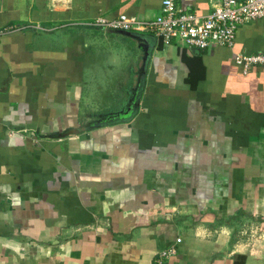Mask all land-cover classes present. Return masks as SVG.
<instances>
[{
    "label": "crops",
    "instance_id": "obj_1",
    "mask_svg": "<svg viewBox=\"0 0 264 264\" xmlns=\"http://www.w3.org/2000/svg\"><path fill=\"white\" fill-rule=\"evenodd\" d=\"M162 4L0 0V264H154L178 238L165 264H264V67L234 57L264 17L207 49L81 24Z\"/></svg>",
    "mask_w": 264,
    "mask_h": 264
},
{
    "label": "built area",
    "instance_id": "obj_2",
    "mask_svg": "<svg viewBox=\"0 0 264 264\" xmlns=\"http://www.w3.org/2000/svg\"><path fill=\"white\" fill-rule=\"evenodd\" d=\"M213 7L211 13L201 17L179 8L175 0H163L161 12L153 19L125 13L115 17L102 14L81 24L103 30L152 32L166 44L176 41L207 49L215 45L232 48L241 25L264 17V0H216ZM234 57L245 73L264 67V52H236ZM180 241L178 238L177 243L161 250L154 264H165L176 255Z\"/></svg>",
    "mask_w": 264,
    "mask_h": 264
},
{
    "label": "trees",
    "instance_id": "obj_3",
    "mask_svg": "<svg viewBox=\"0 0 264 264\" xmlns=\"http://www.w3.org/2000/svg\"><path fill=\"white\" fill-rule=\"evenodd\" d=\"M244 262H245V256L240 255L238 257V260L235 261V264H244Z\"/></svg>",
    "mask_w": 264,
    "mask_h": 264
},
{
    "label": "rangeland",
    "instance_id": "obj_4",
    "mask_svg": "<svg viewBox=\"0 0 264 264\" xmlns=\"http://www.w3.org/2000/svg\"><path fill=\"white\" fill-rule=\"evenodd\" d=\"M243 216L241 215V217H240V225H244V224H242V223H246V221L242 218ZM259 227V226H258ZM256 229V231L258 232V228H255Z\"/></svg>",
    "mask_w": 264,
    "mask_h": 264
}]
</instances>
